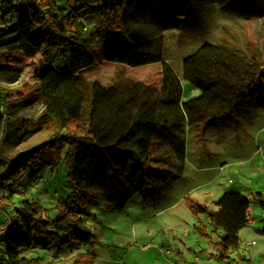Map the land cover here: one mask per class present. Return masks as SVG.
<instances>
[{
  "label": "trees",
  "instance_id": "obj_1",
  "mask_svg": "<svg viewBox=\"0 0 264 264\" xmlns=\"http://www.w3.org/2000/svg\"><path fill=\"white\" fill-rule=\"evenodd\" d=\"M73 1L75 6L61 16L38 9L25 16L10 39L0 32V124L13 97L6 86L20 78L9 62L18 54H40L46 59L38 71L43 110L35 125L46 126L53 137L13 159H0L6 214L0 213V264H54L62 251L68 254L90 243L85 221L90 199L100 196L109 208L121 210L136 192L144 200L166 194L183 175L188 128L221 124L255 97L264 103V75H259L264 63L257 58L205 42L183 59L178 74L164 58L162 30L145 22L148 9L137 11L140 0ZM2 11L4 18L7 10ZM93 42L111 45L110 62L128 67L159 63V87L122 81L108 89L89 81L83 72L95 65L86 50ZM182 81L200 95L182 100ZM59 159L72 191L53 211L30 195L32 188L39 190L31 178ZM250 199L235 188L226 189L209 212L190 200L196 214L207 212L214 231H222L216 243L219 259L238 250ZM252 200L263 213L259 231L264 235L262 193H252Z\"/></svg>",
  "mask_w": 264,
  "mask_h": 264
},
{
  "label": "rangeland",
  "instance_id": "obj_2",
  "mask_svg": "<svg viewBox=\"0 0 264 264\" xmlns=\"http://www.w3.org/2000/svg\"><path fill=\"white\" fill-rule=\"evenodd\" d=\"M139 5L141 13L148 9L145 22L162 30L164 58L178 74L183 59L205 42L224 44L264 63V0H140ZM74 6L73 0H0L1 36L12 38L20 21L37 9L45 15L61 16ZM2 9L7 10L4 18ZM69 27L74 29V25ZM86 50L95 62L83 72L89 81L96 80L108 89L122 81L159 87V63L128 67L110 62L107 58L113 49L109 43L93 42ZM44 60L40 54L33 58L18 54L9 62L19 69L20 78L6 86L13 97L0 124V159H13L53 138L46 126L35 125L43 110L37 89ZM260 74L264 75V69ZM198 95L199 89L182 81V100ZM262 102L259 97L247 101L221 124L188 128L183 175L166 194L144 200L136 192L121 210L109 208L100 196L90 199L85 221L91 242L68 254L62 251L54 264H264V235L257 230L262 227L258 220L262 212L248 190L264 195ZM31 179L41 191L32 188L30 195L38 196L53 211L72 191L63 159L43 167ZM232 187L251 198L249 212L258 221L242 229L240 246L230 258L219 259L216 243L222 231H214L207 212L196 214L190 200L209 212L215 210L214 202L225 189ZM3 207L0 199V213L6 215ZM3 230L0 227V232ZM252 240L255 245H248Z\"/></svg>",
  "mask_w": 264,
  "mask_h": 264
},
{
  "label": "crops",
  "instance_id": "obj_3",
  "mask_svg": "<svg viewBox=\"0 0 264 264\" xmlns=\"http://www.w3.org/2000/svg\"><path fill=\"white\" fill-rule=\"evenodd\" d=\"M233 182H231V184H232ZM233 186H236V185H233ZM232 188H234V187H232ZM236 189V188H235ZM226 190V189H225ZM236 190H238V189H236ZM249 190V192L252 194V193H254V191H252L251 189H248ZM238 191H240V190H238ZM241 192V191H240ZM260 192V191H259ZM209 194H207V195H210V192H208ZM262 193V192H261ZM243 194H245V193H243ZM246 195V194H245ZM262 195H263V193H262ZM219 198V197H218ZM217 198V199H218ZM263 198H264V195H263ZM250 206H251V204H250ZM216 209V208H215ZM249 211H250V208H249ZM261 213V212H260ZM258 220H260L261 221V218L259 217V219ZM255 217H253V215L249 212V214H248V223H247V225L245 226V227H247V226H250V227H252L253 225H254V223L256 222V221H258ZM244 227V228H245ZM243 228V229H244ZM255 229V228H254ZM261 229V228H260ZM260 229H257L258 231L260 230ZM256 230V229H255ZM242 231V229L240 230V232ZM218 232V231H217ZM260 232V231H259ZM240 237V236H239ZM255 241V240H254ZM255 243H256V241H255ZM255 243L254 244H249L248 243V245H255Z\"/></svg>",
  "mask_w": 264,
  "mask_h": 264
},
{
  "label": "built area",
  "instance_id": "obj_4",
  "mask_svg": "<svg viewBox=\"0 0 264 264\" xmlns=\"http://www.w3.org/2000/svg\"><path fill=\"white\" fill-rule=\"evenodd\" d=\"M255 243V241L254 240H252L251 242H250V244H254Z\"/></svg>",
  "mask_w": 264,
  "mask_h": 264
}]
</instances>
